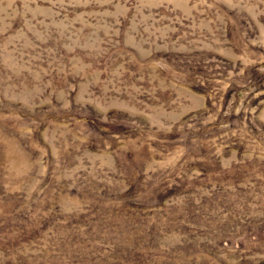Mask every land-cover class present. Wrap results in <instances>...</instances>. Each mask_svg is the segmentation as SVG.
<instances>
[{
    "label": "rangeland",
    "instance_id": "rangeland-1",
    "mask_svg": "<svg viewBox=\"0 0 264 264\" xmlns=\"http://www.w3.org/2000/svg\"><path fill=\"white\" fill-rule=\"evenodd\" d=\"M0 264H264V0H0Z\"/></svg>",
    "mask_w": 264,
    "mask_h": 264
}]
</instances>
